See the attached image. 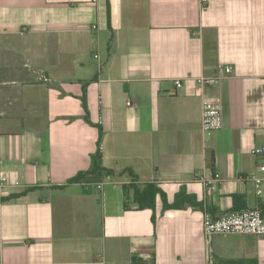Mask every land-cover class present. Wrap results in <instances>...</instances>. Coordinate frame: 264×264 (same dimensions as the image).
<instances>
[{
	"label": "crops",
	"instance_id": "0c3cea01",
	"mask_svg": "<svg viewBox=\"0 0 264 264\" xmlns=\"http://www.w3.org/2000/svg\"><path fill=\"white\" fill-rule=\"evenodd\" d=\"M203 98L221 107L211 135ZM98 124L114 174L69 182ZM261 146L264 0H0V264H264V235L202 230L204 212L264 205L246 179L264 177ZM126 168L205 211L163 210L160 196L154 211L124 208Z\"/></svg>",
	"mask_w": 264,
	"mask_h": 264
},
{
	"label": "built area",
	"instance_id": "2783aa9c",
	"mask_svg": "<svg viewBox=\"0 0 264 264\" xmlns=\"http://www.w3.org/2000/svg\"><path fill=\"white\" fill-rule=\"evenodd\" d=\"M231 70L230 65H222L219 68V74L198 77L196 79L198 85L197 92L202 94L203 87L218 82L226 74H230ZM174 84L176 87L182 86L180 79H175ZM131 104V101H126V105ZM221 125L222 118L219 103L203 98L201 111L202 132L205 135H211L214 131L220 129ZM252 154L264 157V146L253 148ZM258 170L264 172V162L258 165ZM109 177V175H106V178ZM246 179L253 183L255 195L264 200V177L252 173L247 175ZM3 180L4 178H2ZM216 181H221L218 174H214L213 177L208 179L202 178V182L208 190H212L215 187ZM202 230L206 238L214 234H251L262 236L264 235V216L260 207L231 211L216 218L204 212Z\"/></svg>",
	"mask_w": 264,
	"mask_h": 264
},
{
	"label": "trees",
	"instance_id": "16d2710c",
	"mask_svg": "<svg viewBox=\"0 0 264 264\" xmlns=\"http://www.w3.org/2000/svg\"><path fill=\"white\" fill-rule=\"evenodd\" d=\"M108 13H109V5ZM82 108L84 114L82 116L83 120L89 124H93L89 119V113L86 103L85 90H83L80 97ZM98 130V137L96 140V149L90 155V166L87 170L79 172L77 175L69 179V182L78 181L85 175H96L102 177L104 175H113L114 172L111 169H107L102 165V152H101V141L103 136V129L101 125H95ZM208 164L211 166L213 164L212 154L209 157ZM123 173L128 174L130 181L128 183H122V190L125 197L124 208H128L130 203L137 210L151 209L154 211L156 197L160 196L162 200V208L166 209H181L185 207H191L193 209H198L205 211L203 204L195 198L194 195L186 194L183 191H179L173 202L169 203L166 199L165 193L155 182H138V176L130 168L123 170ZM19 194H12L7 197H2L1 200H8L13 197H17ZM262 210L264 216V205L259 206ZM152 220L155 221V214L152 215ZM134 262V260H133Z\"/></svg>",
	"mask_w": 264,
	"mask_h": 264
}]
</instances>
